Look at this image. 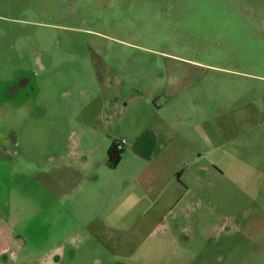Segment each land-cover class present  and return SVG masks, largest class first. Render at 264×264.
Here are the masks:
<instances>
[{"label":"rangeland","instance_id":"374dc122","mask_svg":"<svg viewBox=\"0 0 264 264\" xmlns=\"http://www.w3.org/2000/svg\"><path fill=\"white\" fill-rule=\"evenodd\" d=\"M0 160V264H264V0H0Z\"/></svg>","mask_w":264,"mask_h":264},{"label":"crops","instance_id":"0c3cea01","mask_svg":"<svg viewBox=\"0 0 264 264\" xmlns=\"http://www.w3.org/2000/svg\"><path fill=\"white\" fill-rule=\"evenodd\" d=\"M142 134H143V133H142ZM142 134L139 133L138 135H136L134 140L140 142V140H141V138H142ZM156 135H157V133H156ZM160 136H161V134H160ZM118 141H119V143H120V145H121V147H122V158H121V161H122V159H123V154H124V150H125V146H126L127 143H123V142H121L119 139H118ZM227 141H228V140H227ZM230 141H231V140H230ZM230 141H229V142H230ZM198 150H199V146L197 145V150L195 149V151L193 150V152H192V155L195 156V160H196V162H197V163H195V164L198 165L197 169H198V168H204V169H206V170L208 171L209 168H210L209 165L213 166L214 163H213V162H210L209 165L207 164V167H208V168H207L204 164H200V162H205L206 160H209V158L206 157L207 154H209V150H208V151H204L203 153L200 152V151H198ZM121 161H120V162H121ZM0 163H1V160H0ZM181 175H182V174H180L179 169L175 170V172H174V177L180 179V178H181ZM4 236H5V235H4ZM4 236H3V234L0 235V237H4ZM2 251H3V250H2ZM2 251H1V252H2ZM1 255H2V254H0V256H1Z\"/></svg>","mask_w":264,"mask_h":264},{"label":"trees","instance_id":"16d2710c","mask_svg":"<svg viewBox=\"0 0 264 264\" xmlns=\"http://www.w3.org/2000/svg\"><path fill=\"white\" fill-rule=\"evenodd\" d=\"M108 164L111 168L117 166L122 158V147L118 140H114L108 149Z\"/></svg>","mask_w":264,"mask_h":264},{"label":"flooded vegetation","instance_id":"af4514ba","mask_svg":"<svg viewBox=\"0 0 264 264\" xmlns=\"http://www.w3.org/2000/svg\"><path fill=\"white\" fill-rule=\"evenodd\" d=\"M4 255H5V254H2V255L0 256V259H1V258H4V257H5Z\"/></svg>","mask_w":264,"mask_h":264}]
</instances>
